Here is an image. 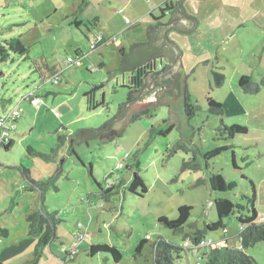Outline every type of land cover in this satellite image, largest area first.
<instances>
[{"label":"rangeland","instance_id":"rangeland-1","mask_svg":"<svg viewBox=\"0 0 264 264\" xmlns=\"http://www.w3.org/2000/svg\"><path fill=\"white\" fill-rule=\"evenodd\" d=\"M51 2L54 0H0V42L20 38L29 46L27 55L10 52L8 60L0 62V117L12 111L19 113L10 130L12 146L7 150L0 147V264H25L35 256L38 238L28 234L25 218L27 213L40 210L39 191L25 189L30 185L29 176L48 183L43 211L56 210L61 220L55 229L56 238L39 251L34 264H153L150 244L162 237L183 246L185 240L189 241L187 234L202 230L216 219V198H227L235 204L233 214L224 223L228 244L239 248L240 225L236 217L249 215L252 204L259 217L264 216V86L256 94L239 91L242 104L231 96L227 98L222 107L224 115L209 114L207 91L212 88L210 95L224 98L231 81L239 90L241 75L232 77L231 67L226 70L223 92L213 87L212 77V87L208 88L207 71L199 67L196 83L189 81L187 86L190 103L198 108L193 117L186 116L181 96L174 98L165 90L147 94L148 90L131 104L122 120H113L105 132L94 138L75 142L72 136L77 130L99 128L127 100L130 72H111L119 69L121 48L128 54L134 43L146 42L149 22L130 26L119 19L106 30L102 26L95 28L86 19L90 12L84 7L75 15L66 13L65 18L60 11L53 13ZM74 18L82 20L81 26L73 23ZM247 29L242 36L236 30L242 40L234 38L215 45L213 52L218 50L221 57L244 54L245 75L259 84L264 78V29ZM176 34L172 33V37L182 42V36ZM98 35L103 41L92 48ZM203 44L188 36L182 43L194 57L205 50ZM67 58H79L82 65H72ZM214 64L212 58L208 71L216 70ZM46 66L54 69L46 70ZM56 75L58 81L53 83ZM99 84L103 87L94 92V100L100 101L102 95L104 105L88 109L84 94ZM29 95L39 98L37 105L26 99ZM146 105L153 108L152 114L129 120L133 111ZM164 119L174 124L172 130L150 139L151 126L166 128ZM221 123L244 126L247 132L228 138L217 131ZM59 136L64 137L59 140ZM176 144L181 147L172 152ZM223 145L232 148L209 160L205 158L206 152ZM28 146L41 155H28ZM71 148L78 158L72 155ZM193 157L200 168L182 170L184 161ZM134 172L147 186L142 197L127 189ZM213 173L221 174L230 190H212L209 176ZM110 185L113 190L105 191ZM183 205L191 210L182 231L173 232L158 222L160 216L177 218L178 207ZM3 230H7L6 235ZM80 234H86V238L79 240ZM223 234L221 229L206 232L204 236L211 243L182 250L174 264H205L204 253L223 245ZM146 237L141 253L135 255L136 245ZM96 244L115 246L121 259L115 262L107 253L91 256L88 248ZM71 247L76 248L74 255L65 253ZM244 251L257 264H264V240Z\"/></svg>","mask_w":264,"mask_h":264},{"label":"trees","instance_id":"trees-1","mask_svg":"<svg viewBox=\"0 0 264 264\" xmlns=\"http://www.w3.org/2000/svg\"><path fill=\"white\" fill-rule=\"evenodd\" d=\"M166 9H161V15L163 17L164 12ZM78 11H76L77 13ZM75 13V14H76ZM155 26L161 25L160 18H154ZM73 23L76 26H79L80 22L76 19L73 20ZM152 26L149 27V29ZM98 36L95 37V40ZM103 41V38L101 36L100 39L96 40L94 43V48H96V45ZM148 41V40H147ZM146 41V42H147ZM150 43V44H149ZM149 44V45H148ZM147 45V46H146ZM175 45L173 41H168L165 44L161 45H154L152 42L147 43H134L131 46V49H140L139 51H144V47H149V49L155 50L153 53L154 55H148L147 57L143 58L139 62L135 63L131 67L123 68L122 71H129L130 74L128 76V98L126 101H124L122 104L119 105V112L116 114L111 120H122L126 115H128L129 107L131 104H133L135 101L140 100V96L144 94L145 89H148L147 87L150 86L148 79L151 78L153 75H158L159 72L156 70L162 69V64L159 65L160 62H158L162 56L163 52L168 46ZM29 46L26 45L24 42L20 40V38L17 39H5L4 41L0 42V62L7 61L10 55V52L18 53L22 55L28 54ZM138 51V52H139ZM120 52L122 54V57L126 56V52L123 48L120 49ZM134 52V51H133ZM124 57L122 58L124 60ZM81 62V61H80ZM124 65V63L122 62ZM82 64H80L81 66ZM127 65V63H126ZM92 67L88 66L87 69H91ZM46 70L54 69V67H48L46 66ZM212 78H213V87H220L224 83L225 76L222 74V72L211 70ZM154 79V78H153ZM177 82L179 80V77L176 78ZM157 83V82H156ZM170 83V81H163V85H167ZM161 84V85H162ZM178 86V85H177ZM238 86L240 89L246 93V94H256L260 91L261 86H264V78L260 81V83H255L251 80L250 76L248 75H242L238 80ZM103 87L102 84L94 85L93 88H91L88 92L84 94V97L86 98V104L88 109H95L98 106L104 105V99L101 95L100 101L94 100V92L96 90H99ZM151 91V89L147 92V94ZM161 91V90H158ZM152 92V91H151ZM103 94V93H102ZM180 95L182 97L184 112L188 118H191L195 115L197 111V107L195 105H192L190 102L191 100L189 91L187 89V85L185 84L183 89L180 91ZM206 103H207V111L209 114H215L217 116H221L223 114V108L220 103L212 99L211 97H206ZM126 108V110H121L120 108ZM152 109L149 106H144L140 110L133 111L131 113V116L129 120H137L140 119L142 116L147 114H152ZM18 119L15 118L13 123L16 122ZM111 120L107 121L108 123H105L104 125L100 126L97 129L89 128V129H80L76 132V135H79L81 137L84 133H89L92 135H100L102 132H105L107 130L108 124L111 122ZM168 122L167 120H163V123ZM174 127L173 123H166V128L160 129L158 126H151L149 130V137L150 139H153L155 135H165L168 134L172 128ZM223 132L226 134L228 138H231L234 135L237 134H245L247 132L246 128L241 125L232 124V125H226L221 123V126L217 129V131ZM64 137V136H63ZM63 137H58L59 140L63 139ZM84 141V140H81ZM64 142H61L62 145ZM13 140L10 139L7 145L0 146L4 149H8L12 146ZM180 144H176L171 150L172 152H175L178 148H180ZM231 145H223L220 147H216L208 152L205 153V158L207 160L211 159L214 156H217L222 151H226L231 149ZM72 149V148H71ZM27 153L28 155H41L38 151H35L31 146L27 147ZM72 155H76L74 152V149L71 150ZM78 158V157H77ZM232 163L235 169H237V166L235 164L234 156L232 158ZM79 162L81 160L79 159ZM135 165L138 166V163L135 162ZM24 168V167H23ZM91 166H89V173L91 172ZM200 168L199 163L196 161L195 157L191 158L190 160L184 161L182 164V170L189 169V170H198ZM28 171V170H27ZM242 177H245L242 175ZM246 178V177H245ZM30 185L26 186L25 189L27 190H33L37 189L39 191V211L29 212L26 214V223H27V230L28 234L33 235L38 238V244L35 248V256L33 260H30L26 262L25 264H34L36 263V260L39 256V251L41 252L42 248L46 246L52 239L56 238L55 236V229L57 224L61 221L59 218L56 217L57 211H53L51 213H48L47 211H43V205H44V195L45 191L44 189L47 188L48 183L44 181H36L32 179L29 176ZM251 181V180H250ZM197 181V183H199ZM209 182L212 190L216 191H228L230 190L229 185L226 184L224 178L221 174L213 173L209 176ZM253 186V196H252V203H254L256 198L255 193V187ZM128 191L136 196L142 197L147 192V186L144 183L141 176L138 174V172H134L133 178L131 180V183L128 186ZM58 190V189H57ZM113 190V186H109L107 192H111ZM213 205L216 212V219L211 222L210 224H206L205 227L200 230L196 229L194 232H190L185 236L189 237L188 239L184 241V245L180 246L175 243L169 242L166 239L162 237H158L155 241H153L150 244L151 250H152V256H153V264H174L175 260L179 258L180 252L182 250H192L199 246V243L202 239L205 238L206 232H213L217 231L218 229H221L222 231L225 229L226 226L224 223V220L229 217L231 214H233V210L235 207V204L227 199V198H216L213 201ZM190 210L191 207L189 206H179L178 207V216L175 219H169L166 216H160L158 217V222L161 223L166 228L172 230L173 232H179L182 231L184 228V225L187 224L188 218L190 216ZM238 223H239V231L237 233L238 242H239V248H235L234 246H231L228 244L226 232L223 231V235L225 236L223 238L224 244L221 246H216L206 253H204L205 258V264H257V262L254 260L253 257L248 255L244 249L252 246L256 242L263 241L264 240V220H259V217L257 216V213L254 209V206L252 204L251 212L249 215H238L236 217ZM3 235H6L7 230H3ZM146 239H142L138 242V244L135 247V255H139L147 242ZM89 254L92 256L97 253H107L109 254L112 259L115 262H118L121 259V253L120 251L113 245L110 244H96L91 245L88 248ZM65 253L70 254L68 250H65ZM76 253V252H75ZM70 254V255H74Z\"/></svg>","mask_w":264,"mask_h":264},{"label":"crops","instance_id":"crops-1","mask_svg":"<svg viewBox=\"0 0 264 264\" xmlns=\"http://www.w3.org/2000/svg\"><path fill=\"white\" fill-rule=\"evenodd\" d=\"M70 2L71 5H69ZM76 3L78 7L76 6ZM65 5L69 7L65 8ZM180 6L185 15L196 21V26L192 31L187 33L179 32L175 29H169L166 31V38L169 41H173L178 48L177 59L180 70L173 78H164L159 85L151 88L152 92H150L154 94L158 90H165V94L178 98L181 96L180 91L183 89L185 84L189 88V81L193 83V85L196 83L198 74L197 69L199 67L207 71L208 75L206 83L210 89L212 87V73L211 71H208L207 66L212 58H215L214 67L216 68V71L222 72L225 76L224 83L216 90L224 92L225 90L223 88H225V84L227 82V74L225 71L230 70L231 67L232 77L235 75H237L236 77L239 75H245L246 72L243 70L244 65L242 62H245L246 58L244 54L239 56L238 53L223 54L221 57L218 54V50L213 52L214 46L221 43H227L229 40L234 38H237L236 41L242 40L243 37H238L236 30H240L241 36L248 30L247 27L253 26L254 28L263 30L264 0H181ZM83 7L85 10H89V16L87 15L86 19L90 25L95 28L102 26L106 30V28H109L110 24H113L111 22H117L119 19V22L123 25L129 24L130 26L140 21H148L149 24L146 27L149 28L150 26H155V17H159L162 24L169 22L176 7V0H54V2H51V9L54 11L53 13L60 11L61 16L63 15L65 18L68 17V14L75 15L76 10L78 9L77 11H80ZM161 9H166L163 17L160 16L162 13ZM156 11L158 12V15L153 14ZM49 15L50 14H48L47 17H49ZM147 15L151 17V20ZM74 19L77 20V18ZM79 22V26H81L82 20H79ZM102 24H105V26ZM172 33H177L176 35L182 36L183 41H176L175 38L172 37ZM186 36H188L191 40L199 41V43L204 42L203 45L205 50H203L202 53L198 54L196 57H194L193 54H189L188 49L184 48L182 45L183 42H186ZM159 62V65L162 64V69H157L156 71L160 73L167 68V57L163 55ZM247 62L250 61L247 60ZM194 63H196L195 66H193ZM239 65H243L240 70L239 68L241 66L239 67ZM191 66H193V68H191ZM177 77H179L178 82L176 80ZM163 81H170V83L163 85ZM231 82V88L228 91V94L223 96L224 98L212 96V94L210 95L209 91L214 92L211 88V90L207 91L208 93H206L205 99L206 97H211L224 107V103L227 101L226 99L231 96L232 100L238 103L241 102L242 104L243 95L239 93V91H243L240 88L239 90L234 88L233 83ZM170 98L171 97H169V99ZM222 115H224V111ZM255 211L259 217L256 209ZM260 217L263 218L264 216Z\"/></svg>","mask_w":264,"mask_h":264},{"label":"water","instance_id":"water-1","mask_svg":"<svg viewBox=\"0 0 264 264\" xmlns=\"http://www.w3.org/2000/svg\"><path fill=\"white\" fill-rule=\"evenodd\" d=\"M180 1L181 0H176L175 10H174V12L171 16V19L169 20L168 23L157 25V26H152L150 29L149 28L147 29L148 42H152L154 45L165 44L166 42L169 41L165 36V33L167 30L175 29L179 32L187 33L189 31H192L195 28L196 21L193 18L184 14V12L182 11L181 6H180ZM139 50L140 49L133 50V49H131V46H130V52L128 54H126L125 57L123 56L124 60L122 59L123 57H121V63H120L119 69L111 72V75H116L120 72H123L122 71L123 68L131 67L135 63H137L140 60H142L143 58L147 57L149 54L154 55L153 53L155 52L154 48L149 49V47H144L143 48L144 51H139ZM163 55L165 57H167V60H168L167 68L164 71L158 73V75H153L151 78L148 79L150 86L147 87L148 89H145L144 93L146 91L150 90L151 88L159 85L160 82L164 78H166V77L173 78L175 76V74L180 70V66H179L178 59H177L178 48L176 46H174V45H171L170 47L168 46V48H166L164 50ZM122 62L124 63V65L122 64ZM126 63H127V65H126ZM120 109L124 110V108H122V107ZM118 112H119V108L117 109L116 114H118ZM111 119H109V120H111ZM112 121L113 120H111V122ZM105 123H108V122L106 121ZM110 123L108 124V127H109ZM76 132L72 136V140L75 142H81V140H84L85 138L96 137V135H92L89 133H84L81 137H79V135H76Z\"/></svg>","mask_w":264,"mask_h":264},{"label":"built area","instance_id":"built-area-1","mask_svg":"<svg viewBox=\"0 0 264 264\" xmlns=\"http://www.w3.org/2000/svg\"><path fill=\"white\" fill-rule=\"evenodd\" d=\"M101 35H98L97 39H100ZM92 48H94V43H92L91 45ZM68 61V63L72 64V65H76V66H80L81 62L79 58H75V59H71V58H67L66 59ZM68 64V65H70ZM53 79V83H56L58 81V76L56 75L55 77L52 78ZM26 99L34 105H37V103L39 102V98L36 96H32L29 95L26 97ZM19 115L18 111H12L10 112L6 117H0V146H5L7 145V143L9 142V140L11 139L10 136V130L14 128V123L13 121L15 120V118H17ZM259 220H264V218L260 217ZM224 232H226V230H223ZM86 238V234H80L78 236L79 240H83ZM209 243H211V241L207 240L206 238L202 239L199 243V246H206ZM68 251L70 252V254H73L76 252V248L75 247H71L70 249H68ZM197 264H199L197 262Z\"/></svg>","mask_w":264,"mask_h":264},{"label":"clouds","instance_id":"clouds-1","mask_svg":"<svg viewBox=\"0 0 264 264\" xmlns=\"http://www.w3.org/2000/svg\"><path fill=\"white\" fill-rule=\"evenodd\" d=\"M260 218V217H259Z\"/></svg>","mask_w":264,"mask_h":264}]
</instances>
